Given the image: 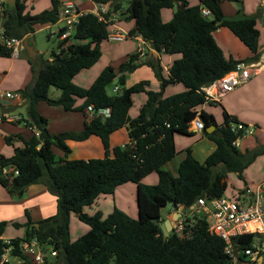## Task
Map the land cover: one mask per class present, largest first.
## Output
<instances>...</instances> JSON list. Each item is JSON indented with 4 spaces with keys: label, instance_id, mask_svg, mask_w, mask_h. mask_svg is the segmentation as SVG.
<instances>
[{
    "label": "trees",
    "instance_id": "16d2710c",
    "mask_svg": "<svg viewBox=\"0 0 264 264\" xmlns=\"http://www.w3.org/2000/svg\"><path fill=\"white\" fill-rule=\"evenodd\" d=\"M222 1L200 0L197 5H191L188 0L129 1L126 19L135 21L130 34L143 37L157 53L181 55L171 65L168 77L160 60H155L150 53L140 59L135 53L119 67V77L107 66L88 88L74 82L79 73L100 61L103 47L109 42V14L101 20L97 14L85 13L74 34L63 42L66 46L62 48L59 43V51L53 52L51 61L42 56L38 58L39 66L34 65L36 80L21 90V97L28 106L26 125L36 129L39 135L34 132L29 139L6 137V143L13 147V155L0 154V168H9L11 174L0 173V185L16 198L23 197L32 185L45 184L57 197V213L37 224L27 213L26 224H13L27 227L26 238L11 239L10 245L3 238L8 223L0 221V257L5 248L13 247V255L29 261L22 255L20 245L37 239L57 252L50 264H231L225 252L226 242L209 232L210 222L205 216L187 219L183 231H174L166 242L161 228V212L169 204L190 210L199 198L237 199V195L228 194L230 175L244 180L245 170L264 153V147L243 153L234 145L238 135L231 131V124L240 122L236 117L224 111V122L217 125L214 115L199 111L207 103L204 87L235 71L239 64L258 63L262 56L256 16L245 14L240 0H231L239 5L237 16H226ZM61 6L54 0L52 9L31 15L26 13L23 1L15 0L12 6L4 1V32L14 39L35 40L38 25L58 23ZM121 7V3L117 4L116 10ZM176 7L173 18L164 22L162 11ZM203 8H208L212 16H203ZM222 27L231 30L253 55L243 60L226 58L214 38V32ZM0 57H12V51L0 45ZM144 65L153 70L160 83L159 91L149 89L150 81L125 87L127 74ZM117 79L121 90L109 95L107 87ZM176 84H183L187 90L164 97L165 90ZM53 87L62 91L59 98L50 97ZM140 93H146L148 100L138 117L132 119L129 112L133 97ZM78 101L83 103L78 105ZM40 102L83 112L84 129L50 133L47 119L38 111ZM105 109L111 111L108 118L101 114ZM197 117L203 121L204 135L216 144V150L201 162L188 148L176 176L164 167L179 154L176 135L192 136V123ZM214 124L217 128L208 133L206 129ZM124 127L129 131V143L112 148L111 136ZM92 136L101 138L105 149L103 158L67 160L71 153L67 141L83 142ZM14 139L22 141V145L16 146ZM54 148L63 151L65 157L58 158ZM15 169L19 174L10 178ZM154 173L158 176L156 184L143 183ZM126 183L137 185V217L117 207L106 218L101 212L93 215L85 212L101 195H115L118 187ZM72 214L90 227L76 241L71 240ZM236 240L241 247H251L255 235Z\"/></svg>",
    "mask_w": 264,
    "mask_h": 264
},
{
    "label": "crops",
    "instance_id": "0c3cea01",
    "mask_svg": "<svg viewBox=\"0 0 264 264\" xmlns=\"http://www.w3.org/2000/svg\"><path fill=\"white\" fill-rule=\"evenodd\" d=\"M26 5V13L36 15L44 10L53 8L54 0H21ZM62 6L60 10L67 4L73 3L84 13H95L98 4L105 6L107 14H109L111 29L121 31L130 35V38L122 43L107 42L103 47V55L100 61L91 69L84 70L79 73L74 82L84 88L92 85L95 79L99 76L105 67L113 68L117 74L119 67L127 62L131 55L138 52L140 35H131L130 32L135 28V21L126 19V11L128 7H121L116 10L117 4L122 0H57ZM128 2L130 0H124ZM191 5H197L200 0H188ZM242 2L243 11L247 15H253L258 12V9L264 8V0H240ZM222 10L226 16L235 17L239 8L238 3L231 0H223L221 3ZM2 3H0V28H3V10ZM175 9H164L162 11V18L164 22H169L174 15ZM57 25V24H55ZM55 25H38L36 28L50 29ZM258 28V26H257ZM228 28L222 27L214 32V38L223 49L226 58L233 57L236 60H243L250 58L253 54L248 47H236L233 43L237 42L229 35ZM260 31V30H259ZM237 38V37H236ZM229 39V40H228ZM37 48V45H36ZM260 51L262 53L261 60L258 63H252L256 67L253 69L255 75L252 79L238 88L236 91L225 96L221 103H206L199 107V111H206L214 115L217 125L224 122V111L229 115L236 117L240 122L254 125L255 130L249 134L240 143L241 152L254 151L260 147H264V44L261 42L260 32ZM45 57L39 52V57ZM161 65L164 68L166 77L170 74V67L173 62L181 55H167L157 53ZM39 66L36 61H32L26 54L25 50L21 52L18 57L2 58L0 57V93L12 92L18 93L20 96L16 98H1L0 97V154L10 157L13 155V147L8 145L5 141L8 136H20L29 139L36 129L26 125V118L23 111L27 110L26 101L21 97V90L34 84L37 73L34 71V65ZM40 69V67H38ZM119 77V75H118ZM118 81V79L116 80ZM150 81V90L159 91L160 83L155 77L153 70L144 65L137 68L134 72L127 74L126 88H129L139 82ZM119 91L121 90L120 86ZM115 87V88H116ZM187 88L183 84H176L169 86L164 93V97H168L177 93L186 91ZM138 96L135 101L134 97ZM133 97L134 104L129 115L132 119L138 117L140 109L147 102L148 96L146 93L135 94ZM83 101H78V105ZM39 113L48 121V130L52 134H60L64 132L81 131L85 125V115L81 111H67L61 106H50L46 102H40L38 105ZM194 134L192 136L176 135L175 144L177 156L181 154L182 160L185 158V150L192 149L195 158L203 162L209 155L216 150V144L209 140L204 135L203 131H197L192 128ZM129 131L127 127L115 132L111 136V147L125 146L129 143ZM16 146H21L22 141L14 139ZM67 145L71 148V153L67 156V160H89L93 158H103L105 156V149L101 138L92 136L83 142H76L69 140ZM91 149H95L98 154H91ZM54 153L58 158H64L65 153L57 148H54ZM184 154V155H183ZM229 195H238L240 191L247 187H257L264 182V153L260 155L244 173V180H240L237 175L231 174L230 177ZM158 176L156 173L147 177L143 183L156 184ZM227 194V195H228ZM102 198L103 203L111 210L103 217L106 218L111 214L115 207L132 217L138 216L137 207V185L133 183H126L115 192V195H101L95 204ZM113 203V205L111 204ZM94 204V205H95ZM99 204V203H97ZM93 206L85 208L93 209ZM98 208L101 206L97 205ZM97 208V209H98ZM34 211L37 215L34 214ZM34 223L40 220L56 215L57 213V197L51 194L45 184H35L30 186L23 197L12 198L7 189L0 185V221L8 223L3 238L11 240L15 238L25 239L27 234V227H15L14 223L26 224L29 217ZM95 214L93 213L91 215ZM73 215V214H72ZM75 215V214H74ZM172 218L176 216L171 213ZM169 215V216H170ZM169 216L162 217V224L168 229ZM175 221L173 222V227ZM71 231V225H70Z\"/></svg>",
    "mask_w": 264,
    "mask_h": 264
},
{
    "label": "built area",
    "instance_id": "2783aa9c",
    "mask_svg": "<svg viewBox=\"0 0 264 264\" xmlns=\"http://www.w3.org/2000/svg\"><path fill=\"white\" fill-rule=\"evenodd\" d=\"M4 1L5 0H0V3ZM104 8L105 6L99 3L94 13L100 16L101 20H105L104 15L107 14ZM1 9L3 10V8ZM202 13L203 16L207 18L212 16L208 8H203ZM84 14L85 13L73 3H67L59 14L58 23H62V25L58 32L50 33V38L58 40L62 43V48H64L66 43L63 42L74 34L75 28ZM110 26L108 36L110 42L122 43L130 38V35L113 30ZM62 30H64V32H62ZM138 40L140 45L137 53L140 59H145L148 53L151 54V52H156L143 37ZM23 42L24 39L8 37L4 29L0 28V45L10 49L13 57H18L21 52L25 50ZM254 66L253 64H239L235 71L228 73L223 78L204 87L203 91L207 103H221L225 96L248 83L255 75L253 69L256 67ZM114 91L118 92L119 87H116ZM17 96H20V94L11 92L0 93L1 98H16ZM89 110L93 112L92 107H89ZM110 113V109L101 111L104 118L110 117ZM192 128L197 131H203L205 126L203 121L197 117L192 123L191 129ZM254 130V125H248L242 122L232 123L231 131L238 135L234 145L240 148L242 139L252 134ZM36 133L39 135L37 130ZM0 173L3 176H7L11 174V170L7 167L0 168ZM18 174L19 171L15 169L13 176L10 178H14ZM179 213H181V215L175 221L174 225V231H176V233H181L183 231L187 219H193L195 216H205L210 222L209 232L212 235L222 238L226 242L225 252L231 258V264H256L259 259H264V182L257 187H247L243 189L237 195V199L222 197L206 200L205 198H199L197 203L190 210H186L183 206H179ZM244 235H255V241L251 247H241L238 245L236 239ZM5 241L10 245L11 240ZM13 249V247L4 249L0 257V264H14L12 261L13 259H21L23 261L22 263L16 264H50L58 255L55 250L40 244L37 239L24 241L20 245L22 255L28 258L29 261L13 255Z\"/></svg>",
    "mask_w": 264,
    "mask_h": 264
},
{
    "label": "rangeland",
    "instance_id": "374dc122",
    "mask_svg": "<svg viewBox=\"0 0 264 264\" xmlns=\"http://www.w3.org/2000/svg\"><path fill=\"white\" fill-rule=\"evenodd\" d=\"M232 2H235V1H232ZM121 5L124 8L128 7V2L122 0ZM253 16H256V18H257V26L261 32V42H262V44H264V8L258 9V12L253 14ZM61 25H62V23H57V25L53 26L50 29L36 28V33L34 35V38H35V43L37 45V50L39 52H41V54L45 57V59H51L53 57V55H52L53 52L59 51L58 45L60 42L58 40L51 39L50 33L51 32H58ZM227 31L229 32L230 37L232 39H234L235 41H237V42L233 43V45H235L236 47H241V46L245 45L238 38H236V36L233 34V32L231 30H227ZM243 47H245V46H243ZM116 86H119V82L115 80L113 83H111L107 87V92L109 95H115L117 93L114 91ZM61 94H62V91L60 89L53 87L50 90V97H52L54 99L59 98L61 96ZM137 98H138V96L136 95L134 97L135 101L137 100ZM23 114L26 118L28 117V106H27V110L23 111ZM91 154H98V153L95 149H91ZM182 158H183V156H181V154H180L174 160H172L167 165H165L164 169L170 170L174 175L177 176V168H178L180 162L182 161ZM103 199H105V198L100 199L97 202L99 204L96 203L94 205L93 209H89V210L87 209L86 212L88 214H92L93 211L95 213L101 212L106 216L108 214L107 212H109V210H111V209H110V207L108 208L107 205L103 203ZM111 204L113 205L112 202H111ZM97 205H99L101 207L98 208ZM173 212H174V208H173L172 204H169L162 209L161 216L163 218H166L167 216H169ZM34 214L37 215V213L35 211H34ZM169 219L173 220L172 215L169 216ZM89 230H90V227L87 224L81 222L76 215L73 214L71 216V240L72 241H76L77 239H79L80 237H82L83 235L88 233ZM12 261L14 264L23 262L21 259H13Z\"/></svg>",
    "mask_w": 264,
    "mask_h": 264
},
{
    "label": "water",
    "instance_id": "95a60500",
    "mask_svg": "<svg viewBox=\"0 0 264 264\" xmlns=\"http://www.w3.org/2000/svg\"><path fill=\"white\" fill-rule=\"evenodd\" d=\"M8 6H12L15 2V0H5ZM25 52L27 56L32 60V61H37L39 58V51L36 48V43L34 39H25L23 42ZM151 55L155 58V60H159L157 53L156 52H151ZM120 76L121 74L118 73ZM217 128V125L214 124L212 126H209L206 130L208 133L213 132ZM172 206L174 208V214L176 216L173 217V220L168 221V229L165 225L161 224L162 231L164 233V241L166 242L167 238L174 232V227H173V222L176 221L181 213H179V207L175 203H172ZM264 263V259H259V261L256 264H262Z\"/></svg>",
    "mask_w": 264,
    "mask_h": 264
}]
</instances>
